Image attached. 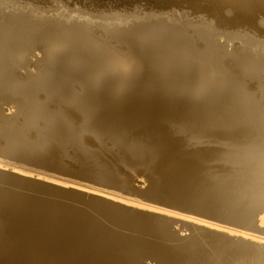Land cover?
Instances as JSON below:
<instances>
[{
  "label": "rangeland",
  "instance_id": "obj_1",
  "mask_svg": "<svg viewBox=\"0 0 264 264\" xmlns=\"http://www.w3.org/2000/svg\"><path fill=\"white\" fill-rule=\"evenodd\" d=\"M1 155L0 264H264V0H1Z\"/></svg>",
  "mask_w": 264,
  "mask_h": 264
},
{
  "label": "bare ground",
  "instance_id": "obj_2",
  "mask_svg": "<svg viewBox=\"0 0 264 264\" xmlns=\"http://www.w3.org/2000/svg\"><path fill=\"white\" fill-rule=\"evenodd\" d=\"M0 1H1V0H0ZM42 13H43V12H42ZM107 13H108V12H107ZM111 13H112V12H111ZM128 13H129V12H128ZM135 14H136V13H135ZM141 14H142V13H141ZM101 15H102V14H101ZM125 15H126V14H125ZM130 15H131V14H130ZM170 16H171V15H170ZM127 17H128V16H127ZM86 18H87V17H86ZM112 18H113V17H112ZM124 18H125V17H124ZM156 19H157V18H156ZM162 19H163V18H162ZM125 22H126V21H125ZM158 23H159V22H158ZM191 24H192V23H191ZM138 25H139V24H138ZM188 25H189V24H188ZM208 25H209V24H208ZM138 27H139V26H138ZM105 33H106V32H105ZM153 38H154V37H153ZM148 41H149V40H148ZM62 49H63V48H62ZM90 50H91V49H90ZM58 52H59V51H58ZM141 70H142V69H141ZM261 75H262V74H261ZM234 185H235V184H234ZM226 187H227V186H226ZM244 189H245V188H244ZM246 189H248V188H246ZM225 191H226V190H225ZM239 193H240V192H239ZM241 193H242V192H241ZM250 193H251V191H250ZM247 194H248V193H247ZM237 195H238V194H237ZM243 195H244V193H243ZM244 196H245V195H244ZM244 196H243V197H244ZM236 197H237V196H236ZM236 197H235V198H236ZM243 197H242V199H244ZM249 197H250V196H249ZM245 198H246V197H245ZM240 199H241V198H240ZM247 199H248V198H247ZM241 201H242V200H241ZM247 201H248V200H246V202H247ZM236 202H237V201H236ZM236 202H235V203H236ZM238 202H240V201H238ZM240 203H241V202H240ZM240 203H239V204H240ZM222 204H223V203H222ZM242 204H243V203H242ZM93 205H94V204H93ZM96 205H97V204H96ZM220 205H221V204H220ZM224 205H225V207L227 206L225 203H224ZM98 207H99V206H98ZM217 207H218V206H217ZM241 207H243V206H241ZM236 208H237V207H236ZM245 208H246V207H245ZM219 209H220V208H219ZM241 209H242V208H241ZM100 210H101V209H100ZM229 210H230V209H229ZM111 211H112V210H111ZM225 211H226V210H225ZM243 211H244V210H243ZM234 212H235V211H234ZM246 212H247V210H246ZM223 213H224V212H223ZM231 213H232V212H231ZM236 213H237V212H236ZM240 213H241V212H240ZM135 214H136V213H135ZM237 214H238V213H237ZM238 215H239V214H238ZM244 215H245V214H244ZM246 215H247V214H246ZM246 215H245V216H246ZM250 215H251V213H250ZM111 216H112V215H111ZM248 216H249V215H248ZM248 216H247V218H250V216H249V217H248ZM106 217H107V216H106ZM124 217H125V216H124ZM236 217H238V218L240 217L239 222L242 221V220H241V218H242L241 216H237V215H236ZM243 217H244V216H243ZM120 218H121V217H120ZM222 218H223V217H222ZM233 218H235V217L233 216ZM236 219H237V218H236ZM243 219H244V218H243ZM233 220H234V219H233ZM247 220H248V219H247ZM223 221H224V220H223ZM235 221H236V220H235ZM224 222H225V221H224ZM229 222H230V221H229ZM245 222H247V221H245ZM249 222H250V220H249ZM225 223H226V222H225ZM240 223H241V222H240ZM92 224H93V223H92ZM113 224H114V223H113ZM94 225H95V224H94ZM236 225H237V224H236ZM107 229H108V228H107ZM154 229H155V228H154ZM102 230H103V229H102ZM108 230H109V229H108ZM87 232H88V231H87ZM100 232H101V231H100ZM165 232H166V231H165ZM103 233H105V232H103ZM101 235H102V233H101ZM102 238H104L103 235H102ZM216 238H217V237H216ZM153 239H154V238H153ZM154 240H155V239H154ZM177 240H178V239H177ZM214 240H215V239H214ZM237 240H238V239H237ZM239 241H240V240H239ZM216 243H217V242H216ZM246 245H248V244H246ZM216 246H217V245H216ZM233 247H234V246H233ZM251 247H252V246H251ZM239 248H240V247H239ZM212 249H213V248H212ZM85 250H86V249H85ZM220 250H221V249H220ZM239 250H240V249H239ZM250 250H251V249H250ZM252 250H253V249H252ZM223 252H224V251H223ZM193 253H194V252H193ZM82 254H83V253H82ZM152 254H153V253H152ZM223 254H224V253H223ZM216 255H217V254H216ZM176 256H177V255H176ZM219 256H220V255H219ZM256 256H257V255H256ZM238 257H239V256H238ZM243 258H244V256H243ZM256 258H257V257H256ZM199 259H200V258H199ZM208 259H209V258H208ZM205 260H206V259H205ZM244 260H245V259H244ZM244 260H243V262H244ZM222 261H223V260H222ZM259 261H260V258H259ZM226 262H227V261H226ZM232 262H233V261H232ZM235 262H236V261H235ZM250 262L254 263L253 261H250ZM261 262H262V258H261L260 263H261ZM199 263H200V262H199ZM239 263H240V262H239ZM110 264H111V263H110ZM223 264H224V263H223ZM237 264H238V263H237ZM250 264H251V263H250ZM258 264H259V263H258Z\"/></svg>",
  "mask_w": 264,
  "mask_h": 264
},
{
  "label": "water",
  "instance_id": "obj_3",
  "mask_svg": "<svg viewBox=\"0 0 264 264\" xmlns=\"http://www.w3.org/2000/svg\"><path fill=\"white\" fill-rule=\"evenodd\" d=\"M19 116H20V114H19ZM18 116V114H16L15 116H13L14 118H17V117H19ZM20 118H21V116H20ZM74 132H72V134H73ZM74 143H75V145H77L78 144V139H77V137H74ZM28 154H32V152H26V153H23L22 155L21 154H19V155H21V156H27ZM16 155H18V154H16ZM16 155H14V157L16 156ZM1 158H3V159H11V158H14V157H4V156H0Z\"/></svg>",
  "mask_w": 264,
  "mask_h": 264
}]
</instances>
